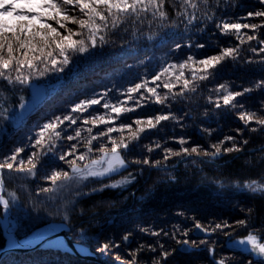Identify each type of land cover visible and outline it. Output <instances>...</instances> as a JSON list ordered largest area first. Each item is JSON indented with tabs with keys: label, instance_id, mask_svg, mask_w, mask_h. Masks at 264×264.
<instances>
[{
	"label": "trees",
	"instance_id": "1",
	"mask_svg": "<svg viewBox=\"0 0 264 264\" xmlns=\"http://www.w3.org/2000/svg\"><path fill=\"white\" fill-rule=\"evenodd\" d=\"M198 9L195 10L197 19L191 24L187 17H181L183 6H173V0H166L165 11L167 19L152 17L146 18L119 17L116 26L112 20L99 35L104 36V43L91 49L88 54L75 56L72 63L58 75H49L35 82L36 85H47L51 92L26 117L19 127L0 119V163L15 150L17 146L28 147L27 137L39 129L38 123L46 122L53 114H66L81 98H89L93 93L108 92V99L118 102L122 106L133 107L136 111L122 114L119 120H114L112 126L118 127L120 121L132 122L136 118L146 117L149 114H168L175 116L168 121L161 122L156 129L146 130L137 141H131L129 149L123 155L129 162L127 169L102 183L83 181L72 184L68 188L56 187L46 180L53 171L69 170L66 162H61L58 156L63 152H70L71 144H76V156L86 152V141L90 138L87 128L91 125L83 124V119L89 116L88 112L73 114L77 117V125H72L63 133V139L57 141L54 154L44 156L37 164L36 175L20 173L15 170H3V194L6 198L14 196L17 204L10 207V218L17 227L14 235L22 240L38 229L49 227L50 224H64L73 242L89 248L100 260L108 264H116L114 255L119 252L127 264L132 259L130 253L137 250L140 244H163L165 249L174 251L168 258V264H212L207 247L215 248V259H225L227 264H246L253 259L242 250L233 252L225 244L229 236L224 232L206 236H197L194 231L195 217L206 228L213 223L227 220L234 223L240 219L248 221V227H237L231 232L233 240H239L248 232H252L264 242V194H251L243 185L255 179L264 183V128L251 122L245 124L238 119L241 111H257L260 113L261 100H264V89H256L255 84L264 80V53H253L252 48H258L257 41H247L243 44L235 35H224L216 27L221 19L230 22H257L260 20H246V12L259 10L261 6L257 0H195ZM227 8V14L222 11ZM220 9V11H218ZM192 9H188L189 14ZM215 19H212V18ZM76 28L75 25H69ZM248 30H242L246 32ZM258 39L264 38V28L256 33ZM198 43L207 45L204 49L190 47ZM180 44L181 48L176 49ZM222 47H238L239 53L235 59L228 58L213 70L208 80L192 79L191 72L199 70L198 63L190 62L191 67L184 69V77L180 83L174 84L172 93H168L161 85L157 89L165 105H157L155 97L148 99V94L142 89L133 93L137 104L128 99L127 88L135 83L148 82L149 87L155 86L150 73L159 74L169 67L170 76H162V80L175 79L179 63L188 55H193V61L205 58L207 55L218 54ZM170 65H177L170 68ZM15 77V73H11ZM183 79L190 81L189 88L184 89V95L179 93L183 88ZM159 83V82H157ZM224 83L229 90H242L244 87L253 91L238 101L243 104L235 108L222 106L217 109V99L214 89ZM195 88V91L191 89ZM144 95V99H141ZM31 89L22 88L16 84H9L0 77V113L7 108L9 111L19 109V103L30 99ZM119 97L117 100L116 98ZM99 98V96H97ZM104 101H102L103 103ZM147 104V107L143 105ZM222 104V101H221ZM92 114H104L106 110L101 105L94 106ZM91 111V110H90ZM68 122L62 127H67ZM81 130L78 140L67 141L66 136L74 135V129ZM204 128L212 131L209 137L203 132ZM257 129L252 131V129ZM243 130L242 134L237 130ZM106 130V126L98 125L93 128L92 134ZM113 136L119 138L118 133ZM127 136V132L124 134ZM226 135L236 137L235 141L225 142L222 149L232 147L233 144L240 151L224 152L216 157L204 155V149L210 153L214 151L210 145L217 143ZM183 136L190 143L184 145L200 146L199 155L192 154L185 157L171 156L164 161V147L179 151L181 146L178 139ZM244 140L248 142L243 143ZM102 141L93 142L94 150ZM162 147L155 149V144ZM148 147L155 150L147 152ZM30 153L21 154L26 156ZM95 152L92 158H97ZM150 157L152 161L160 160V166L148 167L132 163L134 159ZM70 156L67 159H74ZM88 161L86 160L85 163ZM82 166V165H81ZM135 179L115 189L105 188L103 191L92 193L93 188H100L103 184L115 183L129 175ZM142 173V174H141ZM85 185H87L85 187ZM42 187H52L53 191L42 193ZM81 193H92L82 195ZM183 213V216L178 215ZM2 212H0V218ZM67 217V219H65ZM179 225L180 230L175 238L172 232ZM148 228L150 231H159L161 228L169 232L159 236H151L140 231ZM71 229V230H69ZM191 229L188 236H183V230ZM83 233V235H82ZM131 234L130 241L125 244L124 234ZM114 237L120 243L119 249H113L105 254L98 250L97 240L100 243ZM195 240L197 245L201 240H207V245L201 246L199 251L185 253L182 241ZM6 245L0 223V251ZM190 247H192L190 245ZM136 264H151L157 254L138 252ZM0 264H98L90 260L59 249H37L27 253H8ZM253 264L256 260L253 259Z\"/></svg>",
	"mask_w": 264,
	"mask_h": 264
},
{
	"label": "snow or ice",
	"instance_id": "2",
	"mask_svg": "<svg viewBox=\"0 0 264 264\" xmlns=\"http://www.w3.org/2000/svg\"><path fill=\"white\" fill-rule=\"evenodd\" d=\"M166 0H0V77H3L9 84H16L22 88L32 89L35 82L39 79L45 78L49 75H58L64 72L65 68L73 62L75 56L88 54L91 49L97 48L99 44L104 43V36L99 35L108 26V21L111 19L113 27L116 26L117 19L119 17H136L146 18L149 14L152 17L167 19V13L165 11ZM207 4V0H204ZM257 3L264 6V0H257ZM173 6H183L184 11L180 13L181 17H187V22L191 24L196 20L198 4L195 0H173ZM193 11L189 14L188 9ZM220 11V9H218ZM225 14H227V8H224ZM212 19H215L214 17ZM246 20L257 22H230L227 19L222 18L221 22L216 27L224 35H235L241 44L247 41H257L258 48H252L253 53H264V38L258 39L256 33L259 29L264 28V7L259 10H250L246 12ZM69 25H75L76 28ZM242 30H248L242 33ZM190 47H196L197 49H204L207 47L204 43H198L191 45ZM181 45L178 44L176 49L179 50ZM239 53L238 47H222L218 54L207 55L205 58L193 61V55H188L182 63H179V71L175 75V79L162 80V76H170L169 67L165 68L163 72L157 74L156 72L150 73L151 80L155 84L153 87L148 86V82L135 83L134 86L127 88L128 99L136 101L133 93H139L142 89L148 94V99L155 97V103L157 105H165L166 99L171 97L162 98L157 89L161 87L168 90V93H172L174 84L180 83L184 77V69L191 67L190 62L198 63L199 70H193L191 72L192 79L203 81L208 80L213 75V70L217 66L228 58L235 59ZM260 63L264 64V60ZM177 65H170V68H176ZM15 73L13 78L11 73ZM159 82V83H157ZM190 81L183 79V88L179 95H184V89L189 88ZM256 89H264V80L258 81L255 84ZM195 91V88L191 89ZM253 91L252 88L244 87L242 90L234 91L229 90V87L220 83L218 87L214 89L217 99L210 101L215 103L217 109L222 106H229L235 108L239 105L243 108V104L238 101V97H242ZM108 92L103 94L93 93L89 98H81L78 102L74 103L68 113L57 114L53 113L46 122L38 123L36 127L39 131H36L33 135L27 137L28 147L23 145L15 147V150L0 163V172L8 170L9 172L15 170L20 173H27L35 176L38 162L49 154H54V149L57 147V141L63 139V133L67 131L68 127L77 125V117L73 114L89 113L87 118L83 119V124L91 125L87 128V132L90 138L87 139L86 152H80L76 156V144H71L72 151L63 152L58 156L59 161L66 162L69 170L53 171L51 175L45 177L46 180L51 182V185L56 187L68 188L72 184H78L83 181H96L102 183L104 179H110L113 175L119 174L121 170L129 167V162L123 155V152L129 149L131 141H137L141 134L146 130L156 129L161 122L168 121L170 118L176 120L175 116L168 114H149L146 117L136 118L132 122L120 121L118 127L112 126L114 120H119L122 114L131 113L136 111L133 107L122 106L118 102H113L108 99ZM99 96V98H97ZM144 95H141V99H144ZM117 100L119 97L116 98ZM30 99L23 100L19 103V111L15 108L9 111L4 109L3 113H0V119H6L8 122L21 126L25 119V113L28 110ZM102 101H104L102 103ZM222 101V104H221ZM105 111L104 114H92L95 110L94 106L101 105ZM260 113L258 116L255 110L241 111L238 119L245 124V127L249 123L255 124L264 128V100L259 102ZM147 107V104L143 105ZM91 110V111H90ZM68 122L67 127H62ZM98 125L106 126V130H101L97 134L93 133V128ZM257 129L253 128L252 131ZM238 132L242 134L243 130L238 129ZM127 132V136L124 134ZM204 133H207L210 137L212 131L208 128L203 129ZM113 133H118L119 138L113 136ZM82 133L79 128L74 129V135H67V141L78 140ZM107 138V143H99L98 147L94 150L93 142L102 141ZM236 137L233 135H226L223 139L217 143L210 145L211 153L204 149V155H211L213 157L224 152L231 153L234 150L240 151L235 144L232 147H226L222 149V145L225 142L235 141ZM181 146L179 151H175L170 147H164L163 156L164 161L171 156L184 155L185 157L196 154L199 155L200 146L195 145L192 147H186L184 145L190 143L189 140L181 136L178 141ZM244 140L243 143H247ZM162 145L160 143L155 144V149H160ZM153 147H148L147 152L152 153L155 150ZM99 152L97 158H92L95 152ZM30 153L26 156L21 154ZM70 156H75L74 159H67ZM88 161L85 163V161ZM132 163L136 165H143L148 167L160 166L161 161H152L150 157L143 159H134ZM82 165V166H81ZM142 174V173H141ZM135 179V176L131 172L127 177L116 183L103 184L100 188H93L92 193L103 191L105 188H118L126 186ZM87 185H85L86 187ZM244 189L250 190L251 194H264V183H258L255 179L247 182L243 185ZM42 193H49L53 191L52 187H42L40 189ZM92 193H81L82 195H90ZM17 204L15 197L8 199L3 194V182L0 181V212H2V218L0 223L4 225L5 234L7 236L8 245L10 248L29 249L37 246L47 248H65L66 244L63 239L57 238L50 240L48 237L61 229L64 224L50 225L44 229H38L31 233L23 240L16 239L13 229L17 225L10 227V221L8 220L10 213V207ZM183 216V213H178ZM67 219V217H65ZM194 222L195 230L204 233L206 236H210L217 231L224 232L229 236L225 246L229 247L233 252L242 250L244 253L249 254L256 260V264H264V242H261L262 238H258L252 232H248L239 240H233L231 238V232H225V230H233L237 227H248V221L246 219H240L234 223H229L227 220L213 223L211 228L204 227L199 220L195 217H191ZM71 230V229H69ZM141 232L150 234L151 236H159L163 233L164 236H168L169 232L161 228L159 231L149 230L148 228H141ZM181 231L179 225L175 227L172 232L173 238L176 233ZM191 229L183 230V236L187 237ZM83 235V233H82ZM130 233L124 234L122 240L125 244L130 241ZM182 243L183 251L190 253L192 251H199L201 246L207 245V240H201L199 245L195 240L189 241L183 239L178 241ZM98 250L103 255L113 249H119L121 247L114 237H109L107 242L100 243L97 240ZM190 245L192 247H190ZM77 250L81 253L87 251L83 247L77 246ZM212 264H227L225 259H215V248L207 247ZM174 251H180L176 249L169 251L165 249L163 244L157 245L140 244L137 250L130 253L132 259L127 264H136L138 258V252L154 253L157 254L156 258L152 259L151 264H168V258L173 255ZM253 259H249L246 264H253ZM116 264H125V261L121 258L119 252L114 255Z\"/></svg>",
	"mask_w": 264,
	"mask_h": 264
},
{
	"label": "water",
	"instance_id": "3",
	"mask_svg": "<svg viewBox=\"0 0 264 264\" xmlns=\"http://www.w3.org/2000/svg\"><path fill=\"white\" fill-rule=\"evenodd\" d=\"M9 219H10V217H9ZM10 221L12 222L11 219H10ZM195 234L197 236L204 235V233H201L198 230L195 231ZM57 238L63 239L65 241L66 247L65 248L52 247V248L72 253L81 259L90 260V261H93V262L98 263V264H107V263L103 262L102 260H100L89 248H87L81 244L73 242L71 240V238L67 235V228L66 227L62 226L61 229H58L56 232L52 233L48 237V239H50V240H55ZM7 243L8 242L6 240L5 247L0 251V259H2L8 253H27V252L35 251L37 249H49L47 247H40V246H37L35 248H29V249L10 248ZM77 246L83 247V248L87 249V251L81 253L77 250Z\"/></svg>",
	"mask_w": 264,
	"mask_h": 264
},
{
	"label": "rangeland",
	"instance_id": "4",
	"mask_svg": "<svg viewBox=\"0 0 264 264\" xmlns=\"http://www.w3.org/2000/svg\"><path fill=\"white\" fill-rule=\"evenodd\" d=\"M36 85V84H35ZM52 89V88H51ZM50 87L47 85H36L31 89V100L28 105V110L25 113V119L27 115L46 97L47 94L51 92ZM53 90V89H52ZM19 111V109L17 110ZM24 119V120H25ZM2 173V172H1ZM120 181V180H119ZM116 183V182H115ZM3 215V214H2ZM2 218V217H1ZM12 223V222H11ZM13 224V223H12ZM195 233V231H194ZM69 236V235H68ZM70 237V236H69ZM71 238V237H70ZM72 240V239H71ZM106 263V262H105ZM108 264V263H107Z\"/></svg>",
	"mask_w": 264,
	"mask_h": 264
},
{
	"label": "bare ground",
	"instance_id": "5",
	"mask_svg": "<svg viewBox=\"0 0 264 264\" xmlns=\"http://www.w3.org/2000/svg\"><path fill=\"white\" fill-rule=\"evenodd\" d=\"M0 181H2V173L0 172ZM3 182V181H2ZM9 217H10V215H9ZM9 217H8V220L10 221V219H9ZM50 225H55V224H50ZM49 225V226H50ZM10 227H12L13 226V224L11 223V221H10V225H9ZM65 227V226H64ZM1 228H2V231H3V234H4V236H5V238H6V240H7V236H6V234H5V229H4V225L1 223ZM13 232H14V229H13ZM8 242V241H7ZM8 244V243H7ZM9 246V245H8Z\"/></svg>",
	"mask_w": 264,
	"mask_h": 264
}]
</instances>
